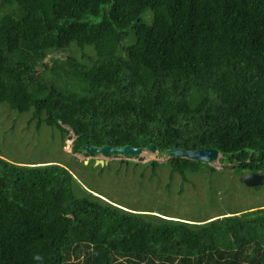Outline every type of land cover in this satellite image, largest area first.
Returning <instances> with one entry per match:
<instances>
[{
	"label": "trees",
	"instance_id": "1",
	"mask_svg": "<svg viewBox=\"0 0 264 264\" xmlns=\"http://www.w3.org/2000/svg\"><path fill=\"white\" fill-rule=\"evenodd\" d=\"M0 104L73 154L153 145L168 157L102 165L123 180L137 166L148 182L210 179L213 166L166 151L215 149L264 186V0H0ZM94 161L79 166L101 176ZM83 178L0 156V264H264V205L181 219Z\"/></svg>",
	"mask_w": 264,
	"mask_h": 264
},
{
	"label": "rangeland",
	"instance_id": "2",
	"mask_svg": "<svg viewBox=\"0 0 264 264\" xmlns=\"http://www.w3.org/2000/svg\"><path fill=\"white\" fill-rule=\"evenodd\" d=\"M70 51L60 52V60H64ZM48 60L46 61V63ZM40 74V71H37ZM43 73V71L41 72ZM28 113L19 114L8 110L0 104V156L11 162L35 163L57 162L70 165L73 171L84 178L83 183L110 200L126 207L145 209L152 206L155 211L162 210L169 216L181 219L204 220L222 217L228 212H242L250 208L264 205V186L247 187L241 182L242 177L233 172L227 163H220L218 157L217 169L213 177H193L190 182H181L178 176L168 180L166 171L159 172V181L148 182L138 178L140 167L134 168L133 176L123 180L119 175H113L112 170L104 166L93 165L101 176L91 175L89 167L81 170L79 163L89 160H103L115 166L119 161L138 164L149 161L165 162L168 157L157 152L143 151L139 156L122 155L85 156L83 153H71L72 140L65 139L62 143L59 133L45 126L36 131L34 125L28 122ZM72 136V134L70 133ZM92 168V169H93ZM115 168V167H114ZM133 166L130 164L129 170ZM246 173V172H245ZM248 174V173H246ZM140 180V181H139ZM211 182V184H210ZM166 185H169L166 188Z\"/></svg>",
	"mask_w": 264,
	"mask_h": 264
},
{
	"label": "water",
	"instance_id": "3",
	"mask_svg": "<svg viewBox=\"0 0 264 264\" xmlns=\"http://www.w3.org/2000/svg\"><path fill=\"white\" fill-rule=\"evenodd\" d=\"M55 120L57 123H60V118L55 115L54 116ZM82 150L84 152H92L96 154H101V155H125V156H139L143 153V150L141 148H135L132 146H125L121 148H114V147H109V146H104L101 148H96L92 146H83ZM147 150L150 152H155V147L153 145H149L147 147ZM246 151H251L250 149H246ZM166 154L169 156H176L180 158H186L194 161H199L202 163H206L210 166H214L219 157V153L215 149H202V150H196V151H184L182 149H171L166 151ZM84 164H87V161H84ZM104 165L107 164V161H103L101 159L95 160L94 165ZM217 165V164H216ZM262 175L261 174H256V173H248L242 175V181L243 184L246 185L247 187H256L261 184L262 181Z\"/></svg>",
	"mask_w": 264,
	"mask_h": 264
},
{
	"label": "clouds",
	"instance_id": "4",
	"mask_svg": "<svg viewBox=\"0 0 264 264\" xmlns=\"http://www.w3.org/2000/svg\"><path fill=\"white\" fill-rule=\"evenodd\" d=\"M98 155V154H97ZM123 156V155H122ZM220 156V155H219ZM130 157H132V156H130Z\"/></svg>",
	"mask_w": 264,
	"mask_h": 264
}]
</instances>
